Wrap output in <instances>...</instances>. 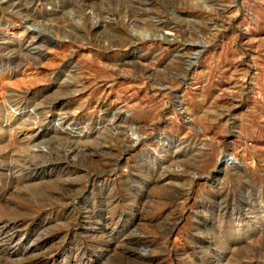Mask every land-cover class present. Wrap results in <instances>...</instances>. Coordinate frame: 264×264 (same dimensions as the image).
I'll return each instance as SVG.
<instances>
[{
	"label": "rangeland",
	"instance_id": "rangeland-1",
	"mask_svg": "<svg viewBox=\"0 0 264 264\" xmlns=\"http://www.w3.org/2000/svg\"><path fill=\"white\" fill-rule=\"evenodd\" d=\"M1 4L0 111L52 110L0 142V264H264V0Z\"/></svg>",
	"mask_w": 264,
	"mask_h": 264
},
{
	"label": "bare ground",
	"instance_id": "bare-ground-1",
	"mask_svg": "<svg viewBox=\"0 0 264 264\" xmlns=\"http://www.w3.org/2000/svg\"><path fill=\"white\" fill-rule=\"evenodd\" d=\"M26 1L27 0H0V4L8 2L10 5L7 8L11 7L12 8L11 11L19 13L20 9L14 10L13 8H15V6L16 7L17 6L18 7H26L25 6ZM28 21L29 20H26L25 22H23L22 26L25 29V31L30 35L31 33L32 34L35 33L37 31V29H36L35 25L29 23ZM7 29H8V24H6V23H5V29L0 28V45L4 46V45L7 44V42H11L12 40L17 41V42L19 41V43L23 42V39L20 36L17 37V36H13V35L8 34ZM72 32H74V31H72ZM73 36H74V34H73ZM142 39H144V38H142ZM145 39H148V38H145ZM174 41L175 40H169L168 43H173ZM190 45H192V44H190ZM202 45H205V44H203V42H200L198 46H202ZM202 47H204V46H202ZM11 72L13 74H15V77L19 76V74H20L18 70L9 67V65L6 66V67L4 66L3 68L0 69V75H5L6 73H8V74L10 73L11 74ZM67 78L68 77H66L63 80L64 81L63 83L67 82ZM67 84H68V82H67ZM67 84L66 85L64 84L65 86L64 85H62V86L66 87ZM9 89L10 90H9V94H8V99H6L7 101L5 103L1 104V107H2L1 110L2 111H0V116H1L0 142L1 143L4 142V139H5L7 134H10L9 138H12L14 136H18L17 139L19 138V140H20V142L22 144L23 143L26 144V146L23 145L24 146L23 149H22L23 153H25L26 151H29V152L32 151V152L38 153L39 151L42 150L41 142L38 139L39 138V133H40L42 127H43V122L48 118L49 114H51V110L52 109L49 108L48 106H46V104H41V106L30 108V107H22V105L19 104V103H13L14 101L12 102L11 98L16 96V93H15L16 91H15V89H12V88H9ZM79 91L80 90H72V91L65 90L67 96H68V94H71V95L77 94ZM75 112H76V108L72 109L71 107H69L68 112H64V114H67V115L66 116H64V115L60 116L55 127H57V128L59 127L61 129L62 128L66 129L68 132L70 130V133L73 134L74 136H79V137L81 136L82 137L83 134H85V135L87 133L89 134V131H88L89 128L87 127V125H85V127L83 129H81L79 131H75L74 130V125L72 126V124H71L72 122L70 123V122L67 121L68 117L69 116L72 117V115ZM118 117H119L118 116V112H113L112 113V119L116 120ZM102 120L98 123L96 131H100V130H102V129L107 127V125L105 124V121H102ZM112 131H114V130H112ZM131 131L133 132V135L135 134V140H133V144L131 146L130 145L127 146L129 148L135 147L143 139V137L136 130V128L132 129ZM101 134H103V133H101ZM9 141H10V139H9ZM9 147L11 148V145L8 144L6 146V148H9ZM6 153L7 152L4 153L2 151V149L0 150V156L1 155H5ZM224 163L226 164L227 167L246 170V164L241 162L239 159H237L235 157H233V159L224 160ZM12 166H13V164H12ZM163 176H164V173H163ZM163 176L160 177L162 181H165V182H163V184H166L167 181L174 180L171 176H166V177L164 176L165 178L162 179ZM15 189L17 190V188H15ZM20 190L22 191V189H20ZM23 190H24V188H23ZM25 191H27V190H25ZM18 192H16V193H18Z\"/></svg>",
	"mask_w": 264,
	"mask_h": 264
}]
</instances>
